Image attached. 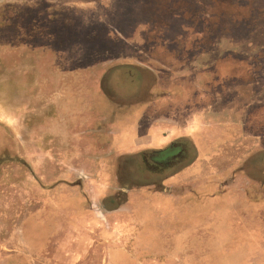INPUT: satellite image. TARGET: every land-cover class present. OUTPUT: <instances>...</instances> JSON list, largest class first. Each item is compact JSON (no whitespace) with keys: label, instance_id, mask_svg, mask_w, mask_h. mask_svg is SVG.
<instances>
[{"label":"rangeland","instance_id":"obj_1","mask_svg":"<svg viewBox=\"0 0 264 264\" xmlns=\"http://www.w3.org/2000/svg\"><path fill=\"white\" fill-rule=\"evenodd\" d=\"M248 1L0 0V264H33L10 233L22 243L41 222L47 246L59 222L66 245L93 243L75 264H264V151L250 153L264 147V13L235 10ZM230 52L245 72L218 82L217 57ZM204 65L194 111L238 132L205 154L181 138L194 165L162 182L181 167L147 164L168 143L138 128L177 111L160 96ZM94 220L92 241L76 230Z\"/></svg>","mask_w":264,"mask_h":264},{"label":"crops","instance_id":"obj_2","mask_svg":"<svg viewBox=\"0 0 264 264\" xmlns=\"http://www.w3.org/2000/svg\"><path fill=\"white\" fill-rule=\"evenodd\" d=\"M243 9H245L248 12L254 11L256 15H262L264 13V0H260L259 2L258 0L248 1L245 5L235 8V10H243ZM231 14L232 13L224 14L226 18H229L230 20H232L231 22L234 23L228 29L226 28V30L230 31L232 34H237L238 31L233 26L239 24L240 19L237 17L233 18ZM256 26H258V24ZM255 56L258 58L259 54L256 53ZM242 58L243 56L240 57L238 53H234V52L226 53L224 56L219 54L217 57V62L213 67L214 75L219 80L218 82H220L222 79L221 74H225V72L227 73V71L233 72L235 76L244 74L245 71H244ZM205 67H206L205 65L200 67V74L197 78L198 80L197 82L180 81V80L178 82L172 81L169 85L170 93L168 94L164 93L160 96L159 99H163V97L167 95L168 98H170V100L173 103L174 102L176 103V106L178 108L177 111L175 109L173 111H169L170 112L169 115H165V114L162 115L160 113V116L162 115L160 118H155L154 121L150 120V122L147 121L146 124H142L138 128L139 130H143L145 131V133H147L148 139H150L151 142L169 143V141L176 139L179 140L183 138L186 141L190 140V143L192 144L195 152L199 154L200 153L205 154L207 149L211 150L213 142H215L216 139L222 141V139H228L229 137H233L234 135L232 133L238 132L239 126L237 125V122L230 121L226 117V115L215 116L210 113H202L201 111L199 112L194 111L193 106L196 105L195 102L199 101L194 97L195 92L198 91L197 88H199L202 91L206 89L203 85V82L205 78L207 79L209 77L208 75L209 71H207L208 69ZM254 70H257V67L252 68V72H254ZM171 79L172 78H170L169 80L171 81ZM158 86L159 83L158 81H156V84L154 86L155 89H158ZM219 89L221 92L223 90L225 91L226 86H224V84L219 83ZM201 95L203 96V94H200V96ZM202 103L204 102L202 101ZM180 108H185L184 114L182 113V111H179ZM259 112L260 110H257L255 113H253V116L256 115L257 119L260 116ZM261 113L263 115L262 117L264 118V110H261ZM180 115H185V118L181 117ZM159 147L160 146H157V148ZM260 151H264V147L261 148L258 146H253V150L250 153H259ZM193 165L194 162L189 164L187 163L181 168L179 167L180 169H177V171H175L173 174L170 175L169 180H163L162 182L164 181L165 183L169 181L173 182L175 177H177L178 175H182L184 171L189 168V166L192 167ZM184 178L181 179L185 180ZM57 199L58 201L62 200V198H57ZM72 201H74L77 204L81 203V201L78 199ZM11 202L12 203L15 202L16 204H18L17 200H14V198H11ZM11 208H12L11 212L13 214L14 208L13 207ZM83 208H84L82 211L83 214H81L80 217L83 220H85L86 217L89 216L92 217V210L85 209V207ZM17 210L14 212L18 213ZM93 211L95 212L96 210ZM30 212H35L36 214L37 213L40 214L44 212V209L42 208V209L31 210ZM58 212L59 214H64V210H61V208L60 210H58ZM114 212H115L114 210L112 211L109 210L106 216L108 218L111 217L115 218L116 216H108L110 213H114ZM66 214L67 212H65V215ZM58 217L60 219L61 216ZM62 218L65 217L63 216ZM96 223L97 220H94L90 224V228H93L92 232H88V228L83 226L78 227L76 231L81 233L82 237H84L85 234H89L90 240L92 241L97 240L99 233H98V228L95 226ZM34 224L37 226L30 228L31 230L27 232L29 233L28 236H30V239H27V241L24 240L22 243H21L22 240H16L17 241L16 242L15 236L13 235V233H10L12 236L11 242L13 245H16L13 248L12 252H19L22 255L27 253V251L28 253L29 251L33 252L29 256V258L32 259L33 264H75L77 260L79 261L86 257L85 253L89 251L88 245L93 244L92 242L90 243L85 242L84 241L85 239L82 238L81 240L76 239L74 242H71L69 245H66L65 242L67 241V237H66L67 227L65 224H61L59 222V226L60 225L64 226L63 233L60 235L59 238H55V241L52 242V244L47 246L46 237L44 236L45 225H42V222L40 224H36V223ZM103 230L106 231V233L108 232V229H103ZM21 244L23 245L22 247L20 246ZM119 257H121V260L120 262L118 261V264H121V262H124L126 259H128L126 255H122ZM107 258H110L109 254H107ZM111 260L113 261L114 259L110 258V261Z\"/></svg>","mask_w":264,"mask_h":264},{"label":"flooded vegetation","instance_id":"obj_3","mask_svg":"<svg viewBox=\"0 0 264 264\" xmlns=\"http://www.w3.org/2000/svg\"><path fill=\"white\" fill-rule=\"evenodd\" d=\"M125 71L127 72L128 69L126 68ZM2 138V134L0 132V143L3 142V138ZM186 142L185 140L183 141V139H176V140H172L168 143V145L166 146L167 148H159V150H150L149 155L150 154H156L158 156V159H154L153 162H160L162 159L164 158H170L172 160V165L171 167L174 166V168L177 167H183L184 165H186L184 163V160H186L187 158V147L185 146ZM173 158V159H172ZM167 163H170V161ZM182 163V164H181Z\"/></svg>","mask_w":264,"mask_h":264},{"label":"trees","instance_id":"obj_4","mask_svg":"<svg viewBox=\"0 0 264 264\" xmlns=\"http://www.w3.org/2000/svg\"><path fill=\"white\" fill-rule=\"evenodd\" d=\"M146 163L147 164H150V166L152 165L153 167L157 166V163H160V162H152L151 160H146ZM169 165L171 166L172 165V160L170 161ZM166 167V166H165ZM175 169V168H174Z\"/></svg>","mask_w":264,"mask_h":264}]
</instances>
